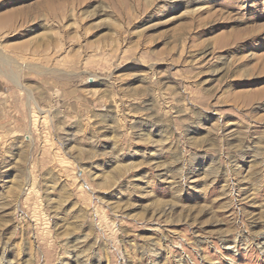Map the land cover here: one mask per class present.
Wrapping results in <instances>:
<instances>
[{
  "label": "rangeland",
  "instance_id": "1",
  "mask_svg": "<svg viewBox=\"0 0 264 264\" xmlns=\"http://www.w3.org/2000/svg\"><path fill=\"white\" fill-rule=\"evenodd\" d=\"M0 264H264V0H0Z\"/></svg>",
  "mask_w": 264,
  "mask_h": 264
}]
</instances>
